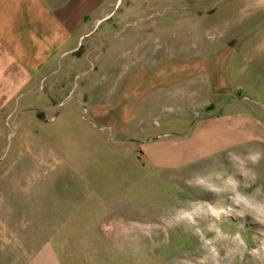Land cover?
I'll return each mask as SVG.
<instances>
[{"label":"rangeland","instance_id":"rangeland-1","mask_svg":"<svg viewBox=\"0 0 264 264\" xmlns=\"http://www.w3.org/2000/svg\"><path fill=\"white\" fill-rule=\"evenodd\" d=\"M100 7L87 21H98L110 8L104 27L122 23L128 40L116 41L102 27L82 42L80 53L127 56L133 114L127 128L119 132L111 118L93 117L94 105L107 102L113 84L107 77L97 76L90 83V76L71 75L59 87L65 92L46 88L51 101L72 102L66 106L70 110H62L69 111L65 125L57 110H30L34 149L56 152L65 161L71 160L68 152L80 153L90 166L88 182L104 188L105 198L100 188L91 195L96 201L91 214L95 236L88 238L93 264H177L210 247L216 249L215 264H264V225L250 217L206 216L195 226L155 228L150 237L140 230L141 225L159 224L160 216L174 214L188 201L223 205L226 196L189 187L185 181L207 170L212 161L227 163L230 151L264 149V0H103ZM158 57L175 62L178 69L199 62L221 65L219 87L208 71L194 68L193 75L177 74L186 75L193 98H198L197 88L205 86L202 96L212 104L193 110V103L183 109L137 108L133 74L141 66L153 70ZM119 92L114 87L112 95ZM48 113V135L41 138L39 124ZM257 171L258 183L264 184V161Z\"/></svg>","mask_w":264,"mask_h":264},{"label":"crops","instance_id":"crops-1","mask_svg":"<svg viewBox=\"0 0 264 264\" xmlns=\"http://www.w3.org/2000/svg\"><path fill=\"white\" fill-rule=\"evenodd\" d=\"M102 1L0 0V264H93L88 238L95 236L91 214L96 201L91 195L93 189L100 188L105 198L104 188L88 182L90 166L80 153L68 152L71 160L65 161L56 152L34 149L30 110H57L58 118L65 117V125L70 110L66 106L72 102L51 101L46 88L65 92L59 87L71 75L90 76V83L97 76L107 77L113 83L107 102L94 105L93 117L111 118L109 122L119 132L129 125L133 114L128 103L127 56L114 59L111 53H80L82 42L102 27L105 35H115L116 41L128 40L122 23L104 27L108 20H102L111 14L109 7L98 21H87L89 14L101 12ZM154 63L157 67L153 70L141 66L133 74L137 108L183 109L193 103V110L212 104L202 96L205 86H199L198 98H193L186 75L178 78L177 74L193 75L194 68L208 71L219 87L221 65L199 62L178 69L175 62L159 57ZM114 87L120 92L113 96ZM48 123L49 113L39 124L41 138L48 135Z\"/></svg>","mask_w":264,"mask_h":264},{"label":"clouds","instance_id":"clouds-1","mask_svg":"<svg viewBox=\"0 0 264 264\" xmlns=\"http://www.w3.org/2000/svg\"><path fill=\"white\" fill-rule=\"evenodd\" d=\"M227 163L212 161L207 170L196 174L185 183L189 187H198L226 196L227 202L193 200L176 208L170 216H160L159 224L140 226L144 236H151L155 228L171 229L180 225H197L206 216L221 219L224 215H233L240 219L250 217L253 221L264 225V184L258 183L260 173L258 166L264 161V149L249 148L244 153L228 152ZM134 225L136 222H132ZM194 234L199 236V230ZM209 243L211 240L209 239ZM264 247V242L261 243ZM216 249L210 247L204 254L194 259H178L177 264H215L212 256Z\"/></svg>","mask_w":264,"mask_h":264}]
</instances>
